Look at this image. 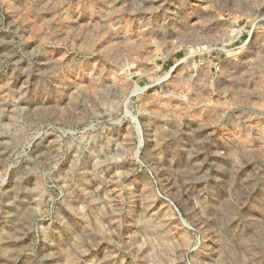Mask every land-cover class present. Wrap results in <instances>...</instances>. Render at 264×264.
Returning <instances> with one entry per match:
<instances>
[{
	"label": "rangeland",
	"instance_id": "rangeland-1",
	"mask_svg": "<svg viewBox=\"0 0 264 264\" xmlns=\"http://www.w3.org/2000/svg\"><path fill=\"white\" fill-rule=\"evenodd\" d=\"M0 264H264V0H0Z\"/></svg>",
	"mask_w": 264,
	"mask_h": 264
}]
</instances>
